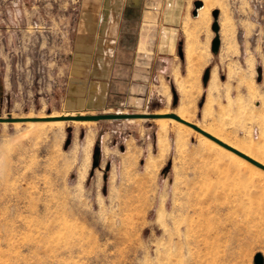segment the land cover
<instances>
[{
    "label": "rangeland",
    "instance_id": "rangeland-1",
    "mask_svg": "<svg viewBox=\"0 0 264 264\" xmlns=\"http://www.w3.org/2000/svg\"><path fill=\"white\" fill-rule=\"evenodd\" d=\"M92 1L0 0L1 117L184 112L264 160V0H202L204 25L187 35L208 52L216 9L220 37L204 63L188 57L214 69L205 84L202 70L181 68L120 97L105 92L100 104L90 85L113 47L97 45ZM28 121L0 122V264L264 259V177L197 131L151 117Z\"/></svg>",
    "mask_w": 264,
    "mask_h": 264
},
{
    "label": "crops",
    "instance_id": "crops-1",
    "mask_svg": "<svg viewBox=\"0 0 264 264\" xmlns=\"http://www.w3.org/2000/svg\"><path fill=\"white\" fill-rule=\"evenodd\" d=\"M191 1H92L97 5L90 12L97 24L92 30L94 37L100 40L97 45L106 46L108 50L113 47L104 53L108 61L105 60L104 68L100 69L103 75L97 76L90 85L95 96L93 102L100 104L105 92L112 93V97H120L118 94L121 92L134 91L137 81L146 75H155L158 80L159 77L173 75L174 79L176 73L183 75L181 68L185 73L188 67L195 72L205 69L206 66L190 64L188 57H204L197 60L200 63L208 60L209 54L216 53L210 49L214 35L206 41L208 52L198 46L199 41L202 42L201 36L187 35V31L204 25L203 21L197 22L198 10L203 5L198 8L196 16L187 18L192 10ZM180 33L183 36L181 48L177 44Z\"/></svg>",
    "mask_w": 264,
    "mask_h": 264
},
{
    "label": "water",
    "instance_id": "water-1",
    "mask_svg": "<svg viewBox=\"0 0 264 264\" xmlns=\"http://www.w3.org/2000/svg\"><path fill=\"white\" fill-rule=\"evenodd\" d=\"M194 4V8L192 9V14L195 15L196 14V9L198 7L202 6V2L201 0H193L192 1ZM211 15L213 16V21L210 24V28L211 30L214 31V36L211 38L210 40V49L212 52H217V50L219 49V42H220V37L218 35V27L219 24L217 22V10L213 9L211 11ZM255 72H257V76H256V80H260L261 78V69L260 67H256L255 68ZM209 68L206 66L205 69L202 71V77H201V82L203 84L206 83L208 77H209ZM174 97V95H173ZM175 100V98L173 99ZM171 117L176 119L177 121H181L184 124L190 126L192 129H195L196 131H199L200 133H202L203 135H205L206 137L208 136L210 139H212L213 141H215L217 144L219 145H223L224 147H226L227 149L231 150L232 152H234L236 155L238 154L239 156H241L242 158L248 160L250 163L252 162L253 164H255L257 167L261 168L264 171V165L259 162L258 160L254 159V158H250L249 156H247L246 154H244L243 152H241L240 150H238L237 148L235 149L234 147H232L231 145H228L227 143L219 140L218 138H216L213 134H211L208 131H204L202 130L198 125H196L195 123H191L185 119H183L182 117L177 116L175 113L173 112H164V114H160L157 112H149V113H144V112H135V113H130V112H115V113H111V112H106V113H92V114H81V113H77V114H63V115H59L56 117H49V118H55V119H67V120H99V119H106V118H111V119H121V118H135V117H141V118H154V117ZM49 118H38V117H34V118H28L31 120L34 119H49ZM27 118L25 117H13V116H6V117H1L0 116V122H6V121H20V120H25ZM99 157V149H95L93 155H92V163L93 165H96L97 163V159ZM253 264H264V259L261 255V253L259 251H256L253 255Z\"/></svg>",
    "mask_w": 264,
    "mask_h": 264
},
{
    "label": "bare ground",
    "instance_id": "bare-ground-1",
    "mask_svg": "<svg viewBox=\"0 0 264 264\" xmlns=\"http://www.w3.org/2000/svg\"><path fill=\"white\" fill-rule=\"evenodd\" d=\"M201 2H202V0H201ZM202 5H203V3H202ZM198 8H200V7H198ZM198 8L196 9V14L194 15V16H196L197 15V10H198ZM201 9V8H200ZM209 73H210V70H209ZM210 75V74H209ZM208 79H209V77H208ZM207 79V80H208ZM119 113V112H118ZM173 113H175V112H173ZM160 114H164V113H160ZM177 116H179V117H182L183 119H185V120H187V121H189V122H191L190 120H189V118L187 117V115L184 113V112H180V113H175ZM73 115V114H72ZM57 116H59V115H57ZM49 117H54V116H43V117H38V118H49ZM56 117V116H55ZM20 118V117H19ZM29 118H34V117H29ZM138 118H141V117H138ZM154 118H156V119H158L160 122H165V121H175V122H177L178 124H180V125H183L184 127H186V128H188L190 131L191 130H194V131H196L195 129H192L190 126H188V125H186V124H184L183 122H181V121H177L176 119H174V118H171V117H167V116H164V117H154ZM107 119H111V118H107ZM126 119H128V120H131V118H126ZM133 119V118H132ZM142 119H144V118H142ZM147 119V118H146ZM25 120H29V121H32L31 119H25ZM65 120H67V119H63V120H61V119H55V118H49V119H34L33 120V122L34 121H44V122H49V123H51V124H56V125H58V124H61V123H63ZM28 121V122H29ZM73 121H80V122H85V121H87V120H73ZM32 123V122H31ZM192 123V122H191ZM197 125V124H196ZM200 127V126H199ZM202 130H204V131H208V132H210L211 134H213L216 138H218L219 140H221V141H223V142H225V143H227L228 145H231L232 147H234L235 149L237 148L238 150H240L241 152H243L244 154H246L247 156H249L250 158L252 157V158H254V159H256V160H258L259 162H261L263 165H264V160L261 158V157H259L258 156V154H256V153H253L252 151H251V149L249 148V149H246L245 147V149H243V147L241 148V147H239V145L237 144H233V143H231V142H228V141H226L224 138H222L221 136H219L218 134H214L213 132H211V131H209V130H207V129H205V128H203V127H200ZM198 133H199V135H200V140H203L205 143H207L212 149H214V150H218V151H220L221 153H223V154H225L230 160H232L233 162H235L238 166H240V167H242V168H244V169H247V170H249L251 173H253V174H256V175H258L259 177L260 176H262V177H264V171L261 169V168H259V167H257L255 164H253L252 162L250 163L248 160H246V159H244V158H242L241 156H239L238 154L236 155L234 152H232L231 150H229V149H227L226 147H224L223 145L221 146V145H219V144H217L215 141H213L212 139H210L208 136L206 137L205 135H203L202 133H200L199 131H197ZM242 145V144H241ZM244 146V145H243ZM250 173V174H251ZM252 174V175H253ZM251 175V176H252ZM257 176V177H258ZM262 187V190H263V188H264V186H261ZM231 189H232V186H231ZM243 189V188H242ZM233 190V189H232ZM244 190V189H243ZM230 191V190H229ZM262 255V254H261ZM262 257H263V255H262Z\"/></svg>",
    "mask_w": 264,
    "mask_h": 264
}]
</instances>
